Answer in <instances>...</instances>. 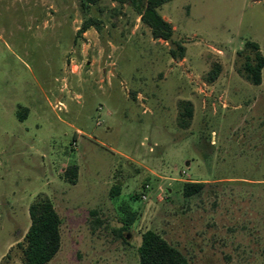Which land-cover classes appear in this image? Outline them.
Wrapping results in <instances>:
<instances>
[{"label":"rangeland","instance_id":"obj_1","mask_svg":"<svg viewBox=\"0 0 264 264\" xmlns=\"http://www.w3.org/2000/svg\"><path fill=\"white\" fill-rule=\"evenodd\" d=\"M159 13L183 60L129 4L0 0V264H22L39 196L62 219L49 264H140L149 230L190 264H264V70L260 86L243 73L247 42L264 56V0H174ZM188 182L206 186L185 197Z\"/></svg>","mask_w":264,"mask_h":264},{"label":"trees","instance_id":"obj_2","mask_svg":"<svg viewBox=\"0 0 264 264\" xmlns=\"http://www.w3.org/2000/svg\"><path fill=\"white\" fill-rule=\"evenodd\" d=\"M103 0H83L88 6L97 5ZM121 5L129 4L140 16L144 25L151 29L155 39H162L171 44L170 54L174 60L185 58L186 48L180 41H175L172 25L159 13V9L174 0H111ZM91 28H97L94 20L90 19L83 24L81 33ZM245 62L243 73L245 78L254 86L263 82L264 56L260 46L254 42L245 45ZM222 66L215 64L208 73V83H214L220 77ZM179 122L182 128L187 129L194 117V107L189 101H182L179 106ZM68 183L75 185L78 180V167L70 166L65 171ZM206 184L188 182L184 184L185 197L200 194ZM120 194V188L112 191L113 196ZM126 224L130 227L136 220V214L129 207L124 208ZM31 219L30 227L24 240L18 247L22 250V264H49L60 252L62 247L61 226L62 219L53 202L47 196H39L29 207ZM140 264H190L184 254L169 244L157 232L149 230L142 235V243L138 248Z\"/></svg>","mask_w":264,"mask_h":264}]
</instances>
